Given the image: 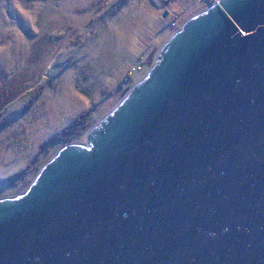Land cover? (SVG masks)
<instances>
[{
    "label": "water",
    "instance_id": "1",
    "mask_svg": "<svg viewBox=\"0 0 264 264\" xmlns=\"http://www.w3.org/2000/svg\"><path fill=\"white\" fill-rule=\"evenodd\" d=\"M84 138L0 198V264H264V0L185 19Z\"/></svg>",
    "mask_w": 264,
    "mask_h": 264
},
{
    "label": "rangeland",
    "instance_id": "2",
    "mask_svg": "<svg viewBox=\"0 0 264 264\" xmlns=\"http://www.w3.org/2000/svg\"><path fill=\"white\" fill-rule=\"evenodd\" d=\"M207 0H0V198L112 109ZM165 16L163 17V13ZM87 111L89 126L49 141ZM27 172L16 181L15 173Z\"/></svg>",
    "mask_w": 264,
    "mask_h": 264
},
{
    "label": "trees",
    "instance_id": "3",
    "mask_svg": "<svg viewBox=\"0 0 264 264\" xmlns=\"http://www.w3.org/2000/svg\"><path fill=\"white\" fill-rule=\"evenodd\" d=\"M89 126V113L87 111L83 112L79 116H77L68 126L62 129L59 133L51 136L49 141L59 140V141H69L74 136L80 135L87 129ZM26 169L13 174L7 181L9 183H16L18 179H20L25 173ZM1 182V180H0Z\"/></svg>",
    "mask_w": 264,
    "mask_h": 264
},
{
    "label": "built area",
    "instance_id": "4",
    "mask_svg": "<svg viewBox=\"0 0 264 264\" xmlns=\"http://www.w3.org/2000/svg\"><path fill=\"white\" fill-rule=\"evenodd\" d=\"M209 2V4L216 2L217 0H207Z\"/></svg>",
    "mask_w": 264,
    "mask_h": 264
}]
</instances>
